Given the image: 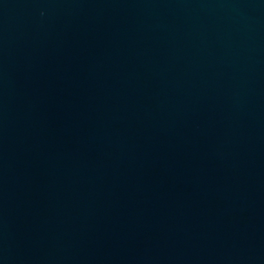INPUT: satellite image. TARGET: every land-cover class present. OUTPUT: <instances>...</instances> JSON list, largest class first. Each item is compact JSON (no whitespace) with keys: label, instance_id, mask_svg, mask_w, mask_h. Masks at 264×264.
I'll return each instance as SVG.
<instances>
[{"label":"water","instance_id":"1","mask_svg":"<svg viewBox=\"0 0 264 264\" xmlns=\"http://www.w3.org/2000/svg\"><path fill=\"white\" fill-rule=\"evenodd\" d=\"M0 264H264V0H0Z\"/></svg>","mask_w":264,"mask_h":264}]
</instances>
